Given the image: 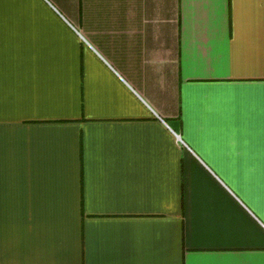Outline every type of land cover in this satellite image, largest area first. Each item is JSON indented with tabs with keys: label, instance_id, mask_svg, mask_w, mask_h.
Returning <instances> with one entry per match:
<instances>
[{
	"label": "crops",
	"instance_id": "1",
	"mask_svg": "<svg viewBox=\"0 0 264 264\" xmlns=\"http://www.w3.org/2000/svg\"><path fill=\"white\" fill-rule=\"evenodd\" d=\"M0 264H264V0H0Z\"/></svg>",
	"mask_w": 264,
	"mask_h": 264
}]
</instances>
